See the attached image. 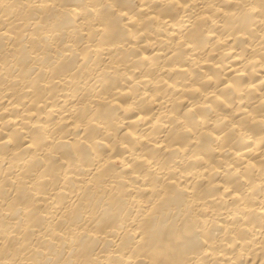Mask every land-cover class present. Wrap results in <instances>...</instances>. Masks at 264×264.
<instances>
[{
  "label": "bare ground",
  "instance_id": "6f19581e",
  "mask_svg": "<svg viewBox=\"0 0 264 264\" xmlns=\"http://www.w3.org/2000/svg\"><path fill=\"white\" fill-rule=\"evenodd\" d=\"M0 264H264V0H0Z\"/></svg>",
  "mask_w": 264,
  "mask_h": 264
}]
</instances>
